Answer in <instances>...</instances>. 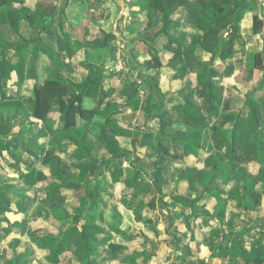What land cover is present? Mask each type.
Instances as JSON below:
<instances>
[{"label": "trees", "instance_id": "1", "mask_svg": "<svg viewBox=\"0 0 264 264\" xmlns=\"http://www.w3.org/2000/svg\"><path fill=\"white\" fill-rule=\"evenodd\" d=\"M24 1L19 0L22 4ZM8 2L9 0H0V7L6 6ZM242 3L243 0H140L131 5L132 19L127 27L144 23L150 30L160 26L151 36L150 42H156V37L162 35L166 38V52L155 51L151 55L149 53L150 58L142 64L149 74L152 72L144 111L147 117L157 120L162 138L180 149L185 158L191 156L197 159L200 153L209 154L214 149L222 150L221 157L213 155L205 168H186L183 171L187 190L195 191L198 195L209 193L218 196L222 193L223 186L229 182L235 183L240 189L244 209H248L259 204L256 189L258 190L261 182L264 195V175L244 169L251 164L264 167V79L252 86L244 96L243 107L226 126H222L217 121L216 114L220 108L225 111L229 109L232 97L225 94L224 82L215 76L211 65L205 64L200 58V53H205L210 55L211 61L218 59L228 63L227 61L235 55L240 48V22L244 14ZM179 9L185 12L186 19L181 24L182 31L172 36L167 31L168 25ZM90 18L92 20L91 14L87 19ZM22 19L23 14L16 9H8L0 15V23L8 26L21 40V43L13 46L15 62L9 55L11 45L0 41V90L13 73L18 79L22 77L24 61L21 54L32 44L29 78L33 81L30 90L33 119L41 122L55 141L65 140L72 144L75 159H95L96 148L84 130L95 117L103 120L104 128L111 134L122 136L116 120L112 118L117 114L115 105L111 103L103 106L101 95L91 96V87L103 84L105 77L92 72L93 66L87 64V75L80 82H74L68 72L73 61L76 59L78 62L77 51L84 48L83 43L76 40L70 32H63L62 38L55 42L54 49L48 46L38 49L34 41H26L19 35ZM253 21L254 30L262 27L257 16H254ZM183 33H186L187 37ZM107 37L112 39L111 35ZM105 38H101L102 45ZM146 43L149 44V41L146 40ZM169 44L173 46L172 49ZM253 68L264 71L261 54L254 56ZM187 72L191 73V82L183 80ZM260 89L261 95H255V91ZM154 91L158 97H155L156 104L151 106L148 103ZM111 93L110 90L108 94ZM179 94L181 100L176 98ZM195 95L199 96L201 104L195 102ZM120 98L130 101L128 104L137 109V102L124 95ZM5 110L0 109L1 116ZM36 139L35 135H30L27 142L31 145L30 149L37 153L41 151L42 146H37ZM102 141L107 147L111 145L105 138H102ZM152 145L145 141L143 146ZM180 162L181 159L178 160V163ZM222 163L227 164L223 166ZM48 169L50 181L45 189L46 199L53 201L64 187L55 181L54 177L68 179L70 175L67 166L58 158L50 161ZM20 199L24 203L25 197L21 196ZM175 200L186 202L182 197H176ZM135 203V200L127 198L119 200V204L128 211H132L130 209ZM149 207L145 204L138 205V208L132 211L133 221L140 223L148 217ZM52 217L58 224L65 222L68 227L64 230L59 228L56 234H47L39 240H34V248L19 242L11 243L6 251L8 262L28 264L35 254V249H39L47 252L45 258L48 263L58 264L60 258L72 249L69 264H95L92 257L97 245H94L96 238L93 237L92 230H97L98 227L94 224L93 217L86 212L82 225L70 224L67 223L70 222L69 214L60 207L53 208ZM112 218L113 225L119 229L123 224V214L118 207ZM217 250L221 258L243 257L246 259L245 264H249L241 242L229 250L223 247H218ZM118 251L121 253L122 250ZM143 254V251L134 252L124 258L128 263H136Z\"/></svg>", "mask_w": 264, "mask_h": 264}, {"label": "crops", "instance_id": "2", "mask_svg": "<svg viewBox=\"0 0 264 264\" xmlns=\"http://www.w3.org/2000/svg\"><path fill=\"white\" fill-rule=\"evenodd\" d=\"M88 11H90L92 20L91 18L87 19L89 13L84 16L81 24V35L84 37V30L87 29L88 36L90 34L93 39L86 38V41H91L92 45L97 47L102 36L96 38V29L98 27L102 29V24L107 22L108 10L97 8L92 12L91 10ZM131 19L130 9V16L118 22L119 32L126 42L125 49L130 52L131 60L128 56H125L124 63L119 61L120 56L116 37L113 35L114 22L112 32L109 35L112 36L111 43L114 45L117 57L115 61L108 58L106 60L109 61V64L117 62L116 65L119 64V69L125 74L139 71V68L148 73L145 67L138 64L139 57L131 48L133 40L127 39L121 29L125 25L127 27L128 23H131ZM244 24H240L241 31L250 30ZM80 41L83 43V40ZM141 44H143V41ZM86 45L89 49H92L90 42L83 43V47H86ZM149 58L148 55L145 60L147 61ZM90 60L93 61V57H90ZM90 60L88 58L85 62L86 60L83 59L82 63L79 58L78 62L76 59L73 61L68 74L74 82H80L87 75L86 65L93 63ZM27 64L29 66L24 65L22 77L19 81L24 78L29 86L27 101L29 117L33 124L27 129V132H29L27 135L15 138L17 140L13 148L7 142L6 134L0 132V142L2 143L0 146H3V144L10 145L7 148L3 146L4 151L2 153L7 151L14 160V162L8 164L0 163V207H2L0 215L7 222L9 221V224L2 221L0 225V246L5 247L4 259L0 260L1 264H10L6 258V251L11 243L19 242L21 245H28L29 242L24 240L27 233L40 234L41 232L42 236L38 237L41 239L47 234H56L60 228L58 224L57 230L49 231L48 228L46 230L45 224L47 221L52 225L58 222L53 220L51 212L47 215L40 214L34 208L38 199L47 200L45 189L50 181L48 164L53 158H58L65 164L70 175L68 179L54 177V180H57L64 187L60 189V193L55 196L53 201L58 197L77 198L82 208L83 202H94L92 212L89 215L93 217V222L98 227L97 230H92V235L96 238L94 245H97L92 257L95 264H245L246 259L243 257H219L218 247L229 250L238 242L242 243L249 264H264L263 199L259 198L260 201L257 206L244 209V203L240 198V189L237 191L238 193H230L229 190L232 186L230 182L221 188L222 193L218 196L209 193L198 195L195 191L190 192L187 190V185L183 180V171L186 168L195 170L205 168L208 162L205 166L199 163L200 157L205 153H200L197 159L191 156L185 158L180 149L176 148L167 139L162 138L158 131L159 124L157 120L147 117L142 106L134 109L133 105L128 104L130 101L120 98L123 95L120 94L118 89L120 82L112 76L110 78L105 77L106 80L104 79L101 85H93L91 96L101 95L103 106H108L111 103L115 105L117 114L112 118L116 120L122 136L111 134L104 128L103 120L100 117H95L90 124L85 126L84 130L87 131L89 139L94 143L97 156L95 159L90 160L75 159L72 144L65 140L55 141L46 127L41 122L33 119V102L30 98V90L33 86V81L29 78L31 74L30 60ZM107 68L108 66H104L103 75L107 72ZM12 78L15 79L14 81L18 80L17 75L14 73L10 79L13 80ZM115 81L117 86L114 84ZM145 83L148 84L146 91L148 93L150 82ZM110 90L112 93L108 94ZM141 112L144 113L146 120H150L148 122L150 128L130 129L128 126L123 125L130 118L135 122L136 120L132 117L134 118L136 114L138 116V113ZM9 118L12 121L11 117ZM9 118L3 114L0 117V124L4 127ZM30 135L37 137L35 141L37 146H42L41 151L36 153L30 149L31 145L27 142ZM102 138H105L111 145L107 147ZM145 141L153 145L145 147L143 146ZM49 144L51 145L49 148L52 152L51 157L45 165H41L40 157L47 151ZM126 158H128V162L125 165ZM180 159L181 162L178 163ZM126 168L131 171V175L130 172L126 171ZM37 170H41L39 180L35 178ZM145 184H147L148 189L153 188L155 190V196H158L159 192L161 193L164 184L173 187V191L171 190L164 195L167 197L166 199L172 201V207L165 206L161 213L156 208L157 214L150 209L149 215L146 217L150 219L145 221V218L140 223H136L131 216L132 211L137 209L138 205H149L145 203L147 198ZM21 196L25 197L24 203L21 202ZM176 197L185 198L186 202H179L175 200ZM122 198L135 200L136 203L133 206L135 208L131 207L130 210L132 211L125 210L119 204V200ZM110 201H112L111 205ZM90 206L92 204L87 207ZM116 207L123 214V224L119 229L113 225L112 218ZM65 211L68 213L66 209ZM128 212L129 214H127ZM124 215H126L125 218ZM26 218H28L27 223H25ZM142 222L144 223L142 224ZM83 223L84 220L81 219L79 224H75L80 226ZM118 250H122L121 253ZM141 251L144 254L136 263H128L124 258L134 252ZM71 252L72 249L64 254L58 264L62 263V259L68 253L66 264H69L70 259H72ZM38 253H44L47 256L45 250L36 249L35 254ZM32 257L28 264H33L31 263Z\"/></svg>", "mask_w": 264, "mask_h": 264}, {"label": "rangeland", "instance_id": "3", "mask_svg": "<svg viewBox=\"0 0 264 264\" xmlns=\"http://www.w3.org/2000/svg\"><path fill=\"white\" fill-rule=\"evenodd\" d=\"M130 6L133 3L139 2L140 0H126ZM100 8H106L108 10L107 16V22H104L102 24V29L98 27L96 30V38L98 36L106 37L104 45L102 42V39L99 41L98 46L95 47L92 45L91 41H86V38L93 39V36H91L87 33V29L84 30V37L81 35L82 27L81 24L83 23L84 16L87 13H90L91 10L94 11L96 9ZM8 9H16L19 10L23 14V19L20 22V32L19 35L22 39L29 41H34L35 47L38 49H41L43 46H48L49 48L54 49L55 42L58 41L60 38H62L63 32H70L73 37L80 41L83 40V43L90 42V45L92 46V49H89V47L86 45L82 50L77 51L78 57L80 58V61L83 63V59L87 62L88 58L90 60V57H93V61L90 60L93 63L92 66L94 67V71L92 72L96 74H102V70L104 69V66H108L107 72L104 77L110 78H117L120 82V87L118 89L120 90V94H123L124 96L128 97L129 100L133 102L138 103V107L142 106V109H144V106L146 104L145 98H146V91L148 84L145 82H150V75L152 72L145 73L141 68H139V71H133L129 73H123L121 69H119V64L116 65L117 62L109 64L106 59H110L111 61H115V58L117 57L116 51L114 46L111 43V40L107 37L112 32V24L114 22V19L117 15L118 9L115 7L112 0H25L24 3H20L19 0H9L6 6L0 7V15L4 12H6ZM228 10V8H226ZM242 10L244 12L240 24H245L244 26H247L249 29L242 30L240 34V48L238 51H236L235 55L231 57L230 60H228V63H223L219 61L218 59L210 60L209 54L200 53V58L205 64H209L212 67V70L215 73V76L221 78L224 82V86L226 89L225 94L232 97V102L230 103L229 109L225 111L224 109L220 108L216 114L217 121L222 125L226 126L228 121L231 120L243 107L244 103V96L247 92L250 91L252 86L256 82H260L264 79V71H257L254 70V56L256 54H260L262 59L264 60V37L261 34V28H259L257 31L254 30V16H257V7H256V1L255 0H243L242 3ZM262 16L264 17V7H262ZM186 19V14L182 9H179L170 20V24L168 25V32L171 33L172 36H176L180 30L182 31L181 24L184 23V20ZM61 25V26H60ZM101 26V24H100ZM160 26L154 27L152 29H147L145 24H137L130 27L123 26L122 32L125 34V37L127 39H132L133 43L131 45V48L135 53H137L138 58V64L142 65L145 59L148 57L149 53L150 55L152 52H158V51H165V47L167 44L166 38L164 35L156 37V42L151 43L150 38L153 35L154 32H156ZM185 37H187L186 33H183ZM146 40L149 41V44L146 43ZM0 41L3 43H8L11 45L9 49V55L12 58V60L15 62L14 58V44L21 43V40H19L18 36L15 35L8 26L2 25L0 23ZM143 41V44H141ZM81 42V41H80ZM174 42V40H172ZM151 45V46H150ZM32 44L28 46L26 50L22 52V58L24 61V65H28L27 63L30 60V52L32 50ZM169 47L172 49L173 46L169 44ZM92 51V53H90ZM95 53H94V52ZM93 55H90V54ZM64 59H62V62ZM107 61V62H106ZM29 66V65H28ZM87 66V65H86ZM125 72V71H124ZM13 80L5 81L4 87L2 90H0V109H6L5 115L9 118V121H7L4 124V127L2 124H0V132L2 134H6L7 142L10 143L11 148L14 147V143L17 139L20 138L22 135H27V129L32 126L33 122L30 120L29 115V109H28V92H29V86L27 81H24V78L19 81L12 78ZM106 80V78H105ZM114 80V79H112ZM183 80L190 81L192 80V76L190 72L185 73V77ZM191 82V81H190ZM151 83V82H150ZM114 84L117 86V82L115 81ZM257 84V83H256ZM161 86V84L159 85ZM162 90V88L160 87ZM257 92L255 95H261L262 89L255 91ZM157 92L154 91V93L151 96V100L148 103V105L156 104L155 97H158L156 95ZM178 100H181V95H177L176 97ZM194 100L196 103L201 104V100L198 95L194 96ZM131 114V113H130ZM137 116L134 115V118L136 121L133 122L131 118L129 121L124 123L123 125L128 126L130 129L135 128H150L149 123L150 120H146L144 117V113H138ZM1 116V115H0ZM130 116V115H129ZM132 116V115H131ZM1 123V119H0ZM132 123V124H131ZM134 123V124H133ZM3 140V139H2ZM1 143V142H0ZM2 145V143L0 144ZM10 145L6 146L3 144L4 147H9ZM3 146H0V163H12L14 160L11 158L10 154L6 151L5 153H2L4 151ZM50 144L47 147V151H45L42 156L40 157V163L41 165H45L47 161H49V158L51 157L52 152L49 150ZM221 149H214L209 154H202V156L199 159V163L201 165L205 166L207 162L213 157V155L220 156L222 155ZM221 157V156H220ZM128 162V158L125 160V165ZM227 163H222V165H226ZM245 170L251 173H259V175H264V167L258 166L256 164H251L249 166L244 167ZM127 172H130V175L132 174L131 171L126 168ZM39 172L41 170H37L35 172V178L39 180ZM262 181V180H261ZM231 188L229 190L230 193L234 194L235 192L239 191V188L237 184L232 183ZM147 184H145V187ZM173 187H170L169 184H164L162 186L161 193L159 192L158 196H155L154 189L147 187L145 188V193L147 195V198L145 200V203H148L150 205L151 211H154L156 214V208L159 210L158 212L161 213L165 206L172 207V201L170 202L169 199H166L167 197L164 196L167 192L171 191ZM263 189V183L261 182L258 190L259 198L264 200V195L262 192ZM174 190V189H173ZM172 190V191H173ZM238 193V192H237ZM150 195V196H148ZM170 202V204H168ZM79 203V205H78ZM112 201H110L111 205ZM89 204H92V206L87 207ZM166 204V205H165ZM94 202H83V208L80 206V202L77 200V198L73 199L68 196L64 198H57L55 201L50 202L45 199H38L37 203L35 205V209L40 214H46L52 213V210L54 207H60L62 209H66L69 214V220L70 224H75L81 221V219L84 218V215L86 212L89 214L92 212ZM166 207V208H168ZM2 207H0V212H2ZM5 208V207H3ZM135 208V207H133ZM64 209V210H65ZM83 210V211H82ZM168 210V209H167ZM74 211V212H73ZM66 212V211H65ZM85 213V214H84ZM163 216V214H162ZM1 217V215H0ZM126 215H124V218ZM0 225L3 221L6 224H9V221L7 222L4 218H0ZM150 218H146L145 221H148ZM25 222V220H24ZM28 222V218H26V222ZM125 222V220H124ZM144 222H142L143 224ZM59 227L61 230H64L66 228L65 223H60ZM45 228L49 231H54L58 229V223H55V225H52L49 223V221L46 222ZM26 238L25 241H28V245L34 248L33 242L34 240H37L42 236V233L40 234L29 232L27 235H25ZM39 237V238H38ZM6 246V245H5ZM3 247V248H2ZM4 246H0V260L4 259ZM36 250V249H35ZM36 255V254H35ZM32 257L31 263L33 264H48L45 260L44 253H38L36 256ZM69 256V253L65 256L64 259H62L61 264H66V259ZM5 261V260H4ZM1 264V262H0ZM9 264V263H8Z\"/></svg>", "mask_w": 264, "mask_h": 264}, {"label": "water", "instance_id": "4", "mask_svg": "<svg viewBox=\"0 0 264 264\" xmlns=\"http://www.w3.org/2000/svg\"><path fill=\"white\" fill-rule=\"evenodd\" d=\"M256 1V7H257V18L262 23L261 27V35L264 37V17L262 16V7H264V0H255ZM114 5L119 9L115 22L113 24V35L116 37V44L118 47L119 52V61L121 63L123 62V59L125 56H128L131 60L130 52L125 49V40L123 39L121 33L118 29V22L120 20H125L130 16V9L131 6L126 0H112Z\"/></svg>", "mask_w": 264, "mask_h": 264}]
</instances>
